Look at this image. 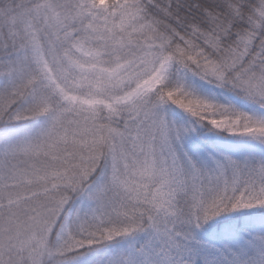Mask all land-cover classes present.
<instances>
[{"label": "snow or ice", "instance_id": "1", "mask_svg": "<svg viewBox=\"0 0 264 264\" xmlns=\"http://www.w3.org/2000/svg\"><path fill=\"white\" fill-rule=\"evenodd\" d=\"M0 264H264V0H0Z\"/></svg>", "mask_w": 264, "mask_h": 264}]
</instances>
